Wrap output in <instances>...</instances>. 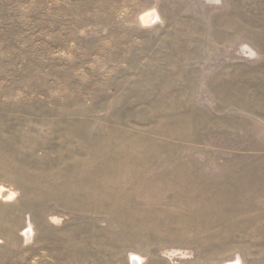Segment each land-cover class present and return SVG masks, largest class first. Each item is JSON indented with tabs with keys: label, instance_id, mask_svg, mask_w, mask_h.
I'll use <instances>...</instances> for the list:
<instances>
[{
	"label": "rangeland",
	"instance_id": "obj_1",
	"mask_svg": "<svg viewBox=\"0 0 264 264\" xmlns=\"http://www.w3.org/2000/svg\"><path fill=\"white\" fill-rule=\"evenodd\" d=\"M135 258L264 264V0H0V264Z\"/></svg>",
	"mask_w": 264,
	"mask_h": 264
},
{
	"label": "bare ground",
	"instance_id": "obj_2",
	"mask_svg": "<svg viewBox=\"0 0 264 264\" xmlns=\"http://www.w3.org/2000/svg\"><path fill=\"white\" fill-rule=\"evenodd\" d=\"M148 18H149V21L151 22V21H154L156 17H155V15L151 14V15L148 16ZM28 231H26L25 234H27ZM135 259L136 260H133V259L131 260L132 264H140L141 263V260L139 258H135ZM233 264H235V263H233Z\"/></svg>",
	"mask_w": 264,
	"mask_h": 264
}]
</instances>
